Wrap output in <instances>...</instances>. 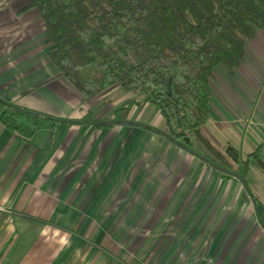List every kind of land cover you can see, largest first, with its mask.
<instances>
[{
    "label": "crops",
    "instance_id": "1",
    "mask_svg": "<svg viewBox=\"0 0 264 264\" xmlns=\"http://www.w3.org/2000/svg\"><path fill=\"white\" fill-rule=\"evenodd\" d=\"M28 4L0 0V99L92 122L30 135L0 122V264H264V205L173 144L175 156L147 174L130 156L137 127L93 124L127 98L117 102L119 88L91 101L74 91L46 58L44 23ZM210 89L204 138L214 149L221 138L228 160L231 149L244 158L263 144L264 161V29L231 74L214 70Z\"/></svg>",
    "mask_w": 264,
    "mask_h": 264
},
{
    "label": "trees",
    "instance_id": "2",
    "mask_svg": "<svg viewBox=\"0 0 264 264\" xmlns=\"http://www.w3.org/2000/svg\"><path fill=\"white\" fill-rule=\"evenodd\" d=\"M28 9L43 20L46 58L84 100L114 88L140 95L136 107H156L170 129L174 123L172 139L246 183L251 166L264 175L263 144L244 158L231 149L235 166L201 133L210 116L213 72L239 67L246 44L264 29V0H29ZM6 103L0 99V122L24 135L92 122L91 114L59 122ZM242 199L250 201L247 194ZM256 214L264 223V210Z\"/></svg>",
    "mask_w": 264,
    "mask_h": 264
},
{
    "label": "rangeland",
    "instance_id": "3",
    "mask_svg": "<svg viewBox=\"0 0 264 264\" xmlns=\"http://www.w3.org/2000/svg\"><path fill=\"white\" fill-rule=\"evenodd\" d=\"M118 96L120 97V99H118L117 102L121 101L122 99L127 98V101H126L127 103L125 102L126 104L124 103L123 107H120V108L123 109L126 107H130L131 109L122 110L119 113V116H118L119 119H116V121L134 123V124H138V125L142 126V127L136 128L138 130V132H141L140 136H139L140 138L134 139V141L137 143H135V147L132 150V154L130 156H132L134 153V155L137 156V160H139L137 162H140L142 164V167H143V169L146 170L147 174L153 175L157 171H159L160 168H162V169L164 168L163 164L165 163L164 162L165 159L169 158L170 155L175 156L174 150L171 153V147L173 148V145L168 140V139H172V136H173L172 129L174 128V123L173 122L170 123V127L172 129L167 128V124L164 125L165 121H163L164 119L162 120L160 113H159V110L156 107H153L151 105H145V106L140 107V108L136 107L133 102L135 100L140 99V95L120 91V93H118ZM117 110L108 114L107 120H103L101 122H108L111 120L114 121V113ZM52 119L59 121V122L65 121V120L60 119V118H58V119L52 118ZM144 127L155 129L158 132L167 136L168 139L163 137L160 134L152 133V131L146 130V129H144ZM201 130H202V132L204 131L203 129H201ZM216 139L217 140L214 143H212V145H214V147L217 151H219L223 155H226V151H224V149H223L224 144L222 143L221 138L216 137ZM207 140H209V139H207ZM138 143H140L139 147H141V148L138 149L136 152V147H137ZM193 145H197L198 147H201L203 149L204 154H209V152L207 151V149L205 148V146L203 144L198 143L197 141H194ZM180 150L182 151V149H180ZM187 154H189V153H187ZM129 157L128 156L124 157V159H125L124 165L125 166L127 165V161L130 160ZM195 159H197V158H195ZM124 165H122L123 168H124ZM234 165L236 166L235 163H234ZM249 171H250V178L251 179L249 181L250 184H248V188L250 190V193L252 194V196L254 194V197H253L254 199L256 198L260 203H262L264 205V175L261 174L253 166L250 167Z\"/></svg>",
    "mask_w": 264,
    "mask_h": 264
},
{
    "label": "water",
    "instance_id": "4",
    "mask_svg": "<svg viewBox=\"0 0 264 264\" xmlns=\"http://www.w3.org/2000/svg\"><path fill=\"white\" fill-rule=\"evenodd\" d=\"M2 101V100H1ZM4 104H7L6 102L2 101ZM35 116H38L36 114H33ZM39 117V116H38ZM46 119H51V118H48L46 117ZM94 125H97V126H107V125H122V126H132V127H142L138 124H134V123H127V122H123V121H108V122H93ZM144 129L146 130H149V131H152V133H157V134H160L162 135L163 137L167 138V136H165L164 134L158 132L157 130L155 129H152V128H147V127H144ZM173 145L177 146L178 148L184 150L185 152L191 154L192 156H194L195 158L199 159L201 162L207 164L208 166H210L211 168H213L214 170L218 171L219 173H222V174H226V175H229L231 176L232 178L238 180L244 190H245V193L248 195V197L250 198L251 202L253 205L257 206V203H256V200L253 198L252 194L250 193V190L247 186V183L236 173H233L229 170H226L224 168H222L221 166L219 165H216L212 162H210L209 160L205 159L204 157H202L201 155L197 154L196 152H193L190 148L186 147L185 145L181 144L180 142L174 140V139H168ZM232 158V157H231ZM234 162H236V160L234 159L233 160Z\"/></svg>",
    "mask_w": 264,
    "mask_h": 264
}]
</instances>
